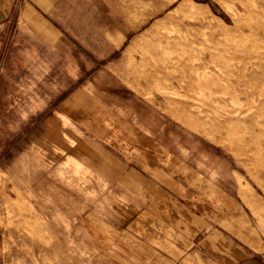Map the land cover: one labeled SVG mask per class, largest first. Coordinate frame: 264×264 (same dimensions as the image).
Listing matches in <instances>:
<instances>
[{
    "label": "rangeland",
    "instance_id": "obj_1",
    "mask_svg": "<svg viewBox=\"0 0 264 264\" xmlns=\"http://www.w3.org/2000/svg\"><path fill=\"white\" fill-rule=\"evenodd\" d=\"M193 1L200 12L174 33L185 51L139 64L135 48L154 17L135 25L158 0H58L46 10L52 23L40 25L26 22L27 0H0V264H117L88 248L73 226L61 229L46 216L24 190L26 175L18 177L29 163L28 130L79 93L107 103L193 167V202L206 207L190 201L202 229L194 257L181 264H264V79L250 83L239 70L264 59V8L256 7L264 0ZM232 14L240 20L234 33ZM250 91L259 93L255 102ZM208 223L223 231L222 249L202 244Z\"/></svg>",
    "mask_w": 264,
    "mask_h": 264
},
{
    "label": "crops",
    "instance_id": "obj_2",
    "mask_svg": "<svg viewBox=\"0 0 264 264\" xmlns=\"http://www.w3.org/2000/svg\"><path fill=\"white\" fill-rule=\"evenodd\" d=\"M57 1L27 0L26 22L52 23L46 10ZM40 34L44 40L53 36L43 28ZM106 104L74 94L38 119L27 132L23 158L29 163L18 171L27 177L24 190L43 202L46 216L61 229L73 226L88 248L117 264L189 262L201 228L190 203L193 167ZM205 226V248L227 245L222 230Z\"/></svg>",
    "mask_w": 264,
    "mask_h": 264
},
{
    "label": "bare ground",
    "instance_id": "obj_3",
    "mask_svg": "<svg viewBox=\"0 0 264 264\" xmlns=\"http://www.w3.org/2000/svg\"><path fill=\"white\" fill-rule=\"evenodd\" d=\"M173 1L174 0H158L157 5L151 7L149 11L145 12V14L141 16V18L138 20L137 24L135 25L136 27L140 26L148 19L154 17L150 25L147 26L145 30L140 34V42L135 48V52L138 54L139 57V61H138L139 64L141 62L146 63V56L148 55L157 54L159 52L174 53L176 51H177L176 52L177 55H181L185 51L184 47L180 44V42L176 39L174 35L176 27H178L183 23H188L191 20H193L200 12L201 7H199L193 0H178L175 6L167 9V7ZM241 3L243 4V7L247 6L243 2V0ZM251 3L253 5V1H251ZM256 7L258 9L259 8L263 9L264 5L259 4L256 5ZM165 9L166 11L162 14V16L158 17V13L164 11ZM261 13L264 15L263 12ZM234 15L232 14L231 17V23H232L231 32L233 33L234 31L237 30L240 23L239 18ZM260 25L264 29V24L260 23ZM253 50L254 47H250V48L248 47L244 49V51H246L247 54H251L249 52H252ZM256 54L259 56L262 55L264 56V53L260 55L259 51ZM257 67L260 69V71H257L258 73L255 71ZM239 70L246 73L250 78H252L253 82L250 83H255L259 80H263L264 59L263 60L258 59V61H255L254 63L253 62L243 63L239 68ZM258 96L259 93L250 91V100L252 102H255Z\"/></svg>",
    "mask_w": 264,
    "mask_h": 264
}]
</instances>
